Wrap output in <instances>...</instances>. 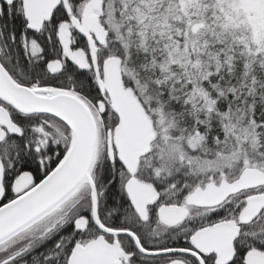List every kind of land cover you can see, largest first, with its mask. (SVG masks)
<instances>
[{"label":"snow or ice","instance_id":"obj_1","mask_svg":"<svg viewBox=\"0 0 264 264\" xmlns=\"http://www.w3.org/2000/svg\"><path fill=\"white\" fill-rule=\"evenodd\" d=\"M0 264H264V0H0Z\"/></svg>","mask_w":264,"mask_h":264}]
</instances>
